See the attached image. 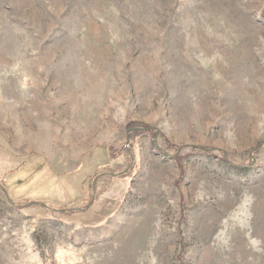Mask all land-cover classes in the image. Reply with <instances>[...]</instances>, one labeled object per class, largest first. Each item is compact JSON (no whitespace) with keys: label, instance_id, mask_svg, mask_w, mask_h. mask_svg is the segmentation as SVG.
<instances>
[{"label":"rangeland","instance_id":"obj_1","mask_svg":"<svg viewBox=\"0 0 264 264\" xmlns=\"http://www.w3.org/2000/svg\"><path fill=\"white\" fill-rule=\"evenodd\" d=\"M0 264H264V0H0Z\"/></svg>","mask_w":264,"mask_h":264},{"label":"water","instance_id":"obj_2","mask_svg":"<svg viewBox=\"0 0 264 264\" xmlns=\"http://www.w3.org/2000/svg\"><path fill=\"white\" fill-rule=\"evenodd\" d=\"M132 129H134V128H129L128 130H132ZM128 137V136H127Z\"/></svg>","mask_w":264,"mask_h":264}]
</instances>
